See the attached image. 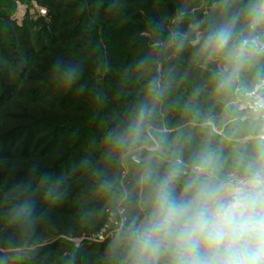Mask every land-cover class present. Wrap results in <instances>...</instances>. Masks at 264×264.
I'll use <instances>...</instances> for the list:
<instances>
[{
	"label": "rangeland",
	"instance_id": "374dc122",
	"mask_svg": "<svg viewBox=\"0 0 264 264\" xmlns=\"http://www.w3.org/2000/svg\"><path fill=\"white\" fill-rule=\"evenodd\" d=\"M256 3L0 0V264L13 254L21 264H124L123 232L85 238L121 204L125 226L147 215V169L162 176L180 159L190 175L212 152L223 173L242 172L257 158L264 122L243 123L239 106L264 51L250 52L234 83L220 87L235 66L233 44L249 34L264 41V24L249 29ZM233 17L228 48L205 47ZM172 33L183 34L182 46ZM57 61L78 64L79 76L66 81ZM141 106L150 116L140 139L119 143Z\"/></svg>",
	"mask_w": 264,
	"mask_h": 264
},
{
	"label": "clouds",
	"instance_id": "9594fccd",
	"mask_svg": "<svg viewBox=\"0 0 264 264\" xmlns=\"http://www.w3.org/2000/svg\"><path fill=\"white\" fill-rule=\"evenodd\" d=\"M183 16V13H180ZM236 17L209 32L205 47L223 51L233 41ZM264 24V0L249 9V29ZM181 46L184 37L172 33ZM264 51V41L249 34L233 44L235 61L230 74L222 76L220 87H229L238 78L245 57ZM55 71L68 81L80 74L78 64L57 61ZM159 87L153 79L149 89ZM264 89L261 80L247 95L254 99L253 110L264 113ZM149 110L141 106L136 120L126 135L117 136L119 143L140 139ZM183 161L176 159L162 176L151 168L141 177L150 185L146 201L149 212L142 220L133 218L122 226L125 247L124 264H264V128L258 137L255 160L242 165V172H222L219 158L212 152L200 154L188 175ZM183 187L177 191L182 176Z\"/></svg>",
	"mask_w": 264,
	"mask_h": 264
},
{
	"label": "built area",
	"instance_id": "2783aa9c",
	"mask_svg": "<svg viewBox=\"0 0 264 264\" xmlns=\"http://www.w3.org/2000/svg\"><path fill=\"white\" fill-rule=\"evenodd\" d=\"M263 52V51H261ZM264 78L258 79L254 82L253 86L249 91L255 89V86ZM258 95H264V89H261ZM254 99L249 97L247 94L244 100L240 103L239 109L241 112L240 120L243 123H252V124H259L264 122V113H258L253 110ZM133 161L141 165V160H137L136 158ZM130 184V182H127ZM109 215L107 216L108 219L103 227L99 230V232L94 233L93 235L85 238L88 243H104L109 240H113L114 238L118 237L122 232V226H125L127 221V207L126 205H119L118 208L108 211Z\"/></svg>",
	"mask_w": 264,
	"mask_h": 264
},
{
	"label": "trees",
	"instance_id": "16d2710c",
	"mask_svg": "<svg viewBox=\"0 0 264 264\" xmlns=\"http://www.w3.org/2000/svg\"><path fill=\"white\" fill-rule=\"evenodd\" d=\"M41 194H42V192H41ZM23 254H25L26 256H28V255H27L28 253H23ZM13 257H14V258H13ZM15 258H17V259L21 258V255H20V254H13V255H11L10 257L8 256V257L6 258V260H5L2 264H9V263H13V264H21V263L18 262V261H14Z\"/></svg>",
	"mask_w": 264,
	"mask_h": 264
},
{
	"label": "crops",
	"instance_id": "0c3cea01",
	"mask_svg": "<svg viewBox=\"0 0 264 264\" xmlns=\"http://www.w3.org/2000/svg\"><path fill=\"white\" fill-rule=\"evenodd\" d=\"M258 68V67H257ZM264 74V59L259 65V69L257 71V75L254 77L251 87L253 86L254 82L258 80L259 77H261ZM250 87V88H251Z\"/></svg>",
	"mask_w": 264,
	"mask_h": 264
}]
</instances>
